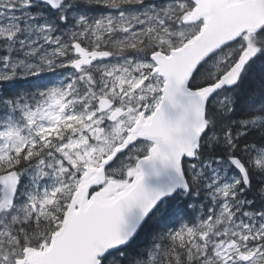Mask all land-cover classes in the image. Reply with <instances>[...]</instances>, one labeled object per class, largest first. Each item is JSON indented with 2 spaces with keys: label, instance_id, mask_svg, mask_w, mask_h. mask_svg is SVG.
<instances>
[{
  "label": "snow or ice",
  "instance_id": "snow-or-ice-1",
  "mask_svg": "<svg viewBox=\"0 0 264 264\" xmlns=\"http://www.w3.org/2000/svg\"><path fill=\"white\" fill-rule=\"evenodd\" d=\"M0 264H264V0H0Z\"/></svg>",
  "mask_w": 264,
  "mask_h": 264
}]
</instances>
